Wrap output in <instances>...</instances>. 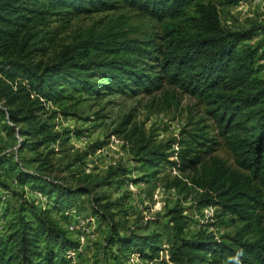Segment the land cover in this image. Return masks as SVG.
I'll list each match as a JSON object with an SVG mask.
<instances>
[{
  "label": "trees",
  "instance_id": "1",
  "mask_svg": "<svg viewBox=\"0 0 264 264\" xmlns=\"http://www.w3.org/2000/svg\"><path fill=\"white\" fill-rule=\"evenodd\" d=\"M121 10L159 21L161 31L129 37L128 21L119 15L102 25V19L96 20L83 34L52 50L58 27L81 16ZM254 36L253 27L237 30L225 25L211 1L0 0V123L21 137L24 148L36 152L33 159L39 167L27 171L8 157L0 159V165L10 163L19 184L47 200L43 206L14 189L18 201L7 207L6 197L0 195L1 218L13 210L0 227V264H71L72 253L81 245L76 226H71L74 231L69 228L68 210L83 205L109 229L105 248L114 250L117 260L110 264H158L165 250L175 264H264V51L260 53L262 43H248ZM167 86L205 106L220 141L198 121L174 142L157 143L137 132L128 115L119 131L132 126L128 137L134 156L147 169L136 180L150 184L162 180L166 169L178 170L164 181L165 187L194 194L200 205L219 209V224L235 227L221 238L209 229L188 235L189 220L178 205L167 210L165 230L142 227L148 232L122 233L123 223L116 219L122 203L96 193V188L112 184L109 176L99 180L86 175L71 186L44 173L52 166L48 156L53 150L42 157L40 149L71 138L70 129H57L58 115H76L88 98L153 94ZM104 145L98 142L92 148ZM219 145L231 152L235 165L216 154ZM0 186L10 189L1 179ZM119 253L143 262H123Z\"/></svg>",
  "mask_w": 264,
  "mask_h": 264
},
{
  "label": "rangeland",
  "instance_id": "2",
  "mask_svg": "<svg viewBox=\"0 0 264 264\" xmlns=\"http://www.w3.org/2000/svg\"><path fill=\"white\" fill-rule=\"evenodd\" d=\"M201 1L217 4L223 23L232 29L243 30L253 27L255 36L248 43H262L260 53H263L264 0H242L232 6L220 4V0ZM119 15H124L128 21L125 25L129 37H141L147 33L161 31L162 26L159 21L133 10H121L117 14L101 13L81 16L73 19L67 27H58L56 34L53 35L55 45L52 50H59L61 46L83 34L96 20L102 19L99 24L102 25L109 22L110 18H117ZM261 63H264V59ZM166 89H171V94H165ZM164 90L153 94H112L102 99L88 98L76 109V115H58L55 119L57 129H70L71 138L65 144L51 143L40 149L43 153L42 157H45L49 150H53V153L48 156L52 166L44 173L71 186L77 185L86 175L97 177L99 180L109 176L112 184L96 188V193L104 194L110 201L122 203V210L116 217L123 223L122 233L128 232L129 229L138 233H147L148 229L142 227H147L149 230H165L164 225L168 222L167 210L178 205L183 207L188 217L189 223L186 230L188 235H193L200 229H209L221 238L222 235L234 231L235 227L219 224L221 215L219 209L200 205L194 194L180 193L165 187L164 181L178 175V170L168 168L160 175L163 177L162 180L150 184L136 180L147 169L134 156L133 140L128 137L132 126L128 125L125 132L119 131V125L128 115L132 125H137V132H145L157 143L174 142L180 137L184 128L192 129L198 121L208 125L207 130L210 135L216 136L220 141L215 122L210 119L205 106L196 97L172 90L169 86ZM48 107L50 110L56 109L52 104H48ZM98 142H105V145L93 150L92 146ZM179 147L178 144H173L174 150ZM216 154L235 165L233 155L224 145L217 147ZM35 155V151L22 146L21 137L7 132L0 123V159L8 157L10 160L18 161L21 167L32 172L39 167V162L33 159ZM175 158L176 156L172 157V159ZM10 165V163L0 165V179L10 185V189L0 186V195L6 197L7 207L18 201L12 193L14 189L24 191L26 198H37L41 205L46 206L45 196L38 195L40 192L30 186L20 185L10 171ZM122 169H126L127 173L123 174ZM115 170L120 172L112 175ZM2 205L4 204L0 203V211L4 207ZM83 208H85L84 205ZM83 208L68 210L72 217V223L68 224L69 228L73 230L71 226H76L74 234L81 245L76 254L72 253L71 264L115 263L117 261L113 255L115 251L105 248L106 236L109 232L107 225L98 221L89 210ZM11 211H13L12 208L4 218H1L0 212L1 228H4L5 221L11 218ZM119 257H122L121 261L127 263L138 261L134 255L129 257L119 253ZM158 264L175 263H172L164 252Z\"/></svg>",
  "mask_w": 264,
  "mask_h": 264
},
{
  "label": "built area",
  "instance_id": "3",
  "mask_svg": "<svg viewBox=\"0 0 264 264\" xmlns=\"http://www.w3.org/2000/svg\"><path fill=\"white\" fill-rule=\"evenodd\" d=\"M38 195L42 196L41 193H38ZM71 228H73V227H71ZM161 253H163V252H161ZM165 254H166V257L169 258L168 255H167L168 253H167L166 250H165ZM72 255H73V254H72ZM134 256H136V255H134ZM136 259L138 260V261H136V262H143L142 260L139 259L138 256H136ZM133 262L135 263V261H133ZM146 263H148V262H146ZM149 264H151V263H149Z\"/></svg>",
  "mask_w": 264,
  "mask_h": 264
}]
</instances>
